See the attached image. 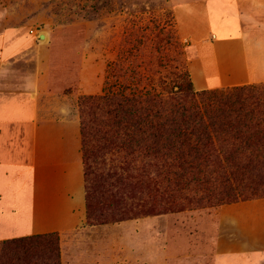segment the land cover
<instances>
[{
	"label": "rangeland",
	"instance_id": "rangeland-1",
	"mask_svg": "<svg viewBox=\"0 0 264 264\" xmlns=\"http://www.w3.org/2000/svg\"><path fill=\"white\" fill-rule=\"evenodd\" d=\"M179 1L0 0V93L40 96L39 125L50 131L35 144L50 158L43 171V158L35 162L29 211L2 206L0 241L55 232L60 264H264L263 164H239L244 176L230 174L235 165L205 169L217 189L231 186L237 194L222 203L201 184L186 183L192 175L171 187L162 171L155 211L146 160L129 163L111 151L96 170L100 183L109 173L100 192L113 202L101 208L109 215L102 222L87 215L80 119L83 110L103 119L108 107L88 110L83 97L137 93L185 102L193 96L189 80L198 90L190 40L174 16ZM259 58L264 62L263 51ZM238 80L208 89L251 85L254 96H264V81Z\"/></svg>",
	"mask_w": 264,
	"mask_h": 264
},
{
	"label": "trees",
	"instance_id": "trees-1",
	"mask_svg": "<svg viewBox=\"0 0 264 264\" xmlns=\"http://www.w3.org/2000/svg\"><path fill=\"white\" fill-rule=\"evenodd\" d=\"M192 86L189 80L186 89L193 96L185 102L137 93L119 98L83 97L89 103L88 110L108 107L103 119L88 118L87 110L82 111L80 119L88 218L102 222L101 217L107 219L109 214L101 208L108 209L113 204L110 195L104 200L100 195L107 191L109 173L100 183L96 172L102 163L99 159L111 151H122L129 163L134 157L146 160L150 167L146 175L148 195L155 211L162 207L157 193L162 171L171 187L177 184L175 179L192 175L186 183L201 184L209 197H214L213 203H222L234 201L237 194L231 186L217 189L206 178L205 169L235 165L230 174L244 176L239 164L244 163L246 168L264 165V96H254L251 85L197 91ZM197 174L203 177H196ZM59 257L55 232L0 241V264H60Z\"/></svg>",
	"mask_w": 264,
	"mask_h": 264
},
{
	"label": "crops",
	"instance_id": "crops-1",
	"mask_svg": "<svg viewBox=\"0 0 264 264\" xmlns=\"http://www.w3.org/2000/svg\"><path fill=\"white\" fill-rule=\"evenodd\" d=\"M174 16L181 34L190 40L188 63L196 89L226 86L240 78L264 81L259 58L264 53V0H182L175 4ZM40 100L0 93V214L4 205L10 208L6 212L29 211L35 162L43 158V171L44 160L50 158L35 145L50 132L39 125Z\"/></svg>",
	"mask_w": 264,
	"mask_h": 264
}]
</instances>
